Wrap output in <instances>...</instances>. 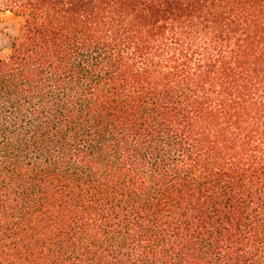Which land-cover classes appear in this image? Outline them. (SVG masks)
Segmentation results:
<instances>
[{"label":"trees","instance_id":"16d2710c","mask_svg":"<svg viewBox=\"0 0 264 264\" xmlns=\"http://www.w3.org/2000/svg\"><path fill=\"white\" fill-rule=\"evenodd\" d=\"M0 264H264V0H0Z\"/></svg>","mask_w":264,"mask_h":264},{"label":"rangeland","instance_id":"374dc122","mask_svg":"<svg viewBox=\"0 0 264 264\" xmlns=\"http://www.w3.org/2000/svg\"><path fill=\"white\" fill-rule=\"evenodd\" d=\"M23 24V19L12 13L0 15V56H6L13 42L18 35L19 29Z\"/></svg>","mask_w":264,"mask_h":264}]
</instances>
